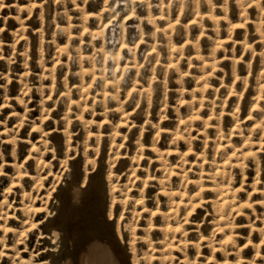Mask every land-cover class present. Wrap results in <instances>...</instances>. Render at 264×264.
<instances>
[{
    "label": "clouds",
    "instance_id": "1",
    "mask_svg": "<svg viewBox=\"0 0 264 264\" xmlns=\"http://www.w3.org/2000/svg\"><path fill=\"white\" fill-rule=\"evenodd\" d=\"M89 5L94 11L88 10ZM3 7L11 6L0 0ZM16 7L19 14L12 18L20 28L12 33L8 72H0L4 81L0 83V115L5 108L11 109L0 120L4 129L0 135L8 136L7 141L0 140V161L4 160V143L12 145L14 159H18L19 144L32 143L31 132L29 139H20L21 128L39 132L41 139L38 147L29 149V158L37 161L33 177L37 195L23 193L30 203L24 205L27 219L22 221V230L6 227V196L11 188L0 201V220L5 221L0 226L4 230L0 260L9 256L12 264H20L15 255L18 246L24 244L26 251L28 233L39 231L35 214L47 210L48 200L39 195L43 181L53 176L52 187L47 189L51 192L65 171L70 180L68 161L81 150L86 165L95 171L107 139L111 150L100 161L97 192L102 202L107 201L108 217L115 219L131 264H264V211H257V205L264 209V0H29L26 7L18 3ZM35 9H39L40 24L34 30L36 63L41 70L37 74L30 68L31 42L24 35L28 31L25 21ZM24 12L26 18H22ZM0 19L6 23L8 18ZM237 29L242 30L241 39L235 38ZM61 38L67 41L63 46L58 42ZM21 39L24 51L18 53ZM202 41H207L206 47ZM229 42L231 48L225 46ZM3 46L0 39V59H5ZM18 55L23 57L25 71L18 76L19 94L13 97L9 85ZM225 60L230 62L227 68ZM30 75H36L35 82ZM33 94L39 97L35 109L29 107ZM13 100L23 113L16 111ZM57 109L62 110L59 119L53 120L52 131L63 133L65 147L61 168L53 173L52 162L42 160L49 152L57 159L56 145L48 139L51 133L44 130V122ZM34 110L40 112L39 124L29 118ZM97 115L104 119L97 121ZM12 118L16 123L9 128ZM73 125L83 132L75 145L72 137L79 133L72 131ZM121 127L127 132L121 133ZM133 129L137 130L136 152L127 156L132 164L127 172L117 173L123 144L114 142L117 138L127 141ZM145 134L150 144L144 143ZM145 150L154 155H144ZM142 160L148 165L143 166ZM153 164L158 165L155 170ZM12 166L15 175L10 179L19 183L28 170L20 163ZM4 167L0 163V175H6ZM37 199L42 209L33 207ZM198 209L205 214L199 221L193 218ZM238 217L246 222L238 223ZM206 222L211 229L208 235L202 231ZM242 229H247V235ZM9 231L14 233L12 255ZM156 232L160 236L154 238ZM253 234L258 242L253 241ZM42 237L43 233L37 236V244ZM48 239L55 245L60 234L54 231ZM249 247L254 254L246 259ZM204 248L210 256L203 254ZM217 252L222 259L216 258Z\"/></svg>",
    "mask_w": 264,
    "mask_h": 264
},
{
    "label": "rangeland",
    "instance_id": "2",
    "mask_svg": "<svg viewBox=\"0 0 264 264\" xmlns=\"http://www.w3.org/2000/svg\"><path fill=\"white\" fill-rule=\"evenodd\" d=\"M28 2L29 0H5V4L10 5L11 7H3L2 9H0V17L8 18L6 23L4 19H0V28L4 29L3 33H0V39H2L4 42L3 54L5 57V59H0V72H5L6 74L8 72L7 57H9L12 54V49L9 47V45H11L14 41V37L12 33L16 32L20 28L19 23L12 18L19 14L17 12L16 5L18 3L21 7H26L28 5ZM88 10L90 12L94 11L91 5H89ZM38 12L39 9H35L32 18L26 19L25 22L28 27V31L24 33V35L31 42L30 45L31 59L29 65L32 70V73L34 74L40 73L41 71L36 63L38 59V37L34 32L35 29L40 27V24L36 19V14ZM21 15L22 18H26L28 16V13L24 12ZM73 15H75V13H73ZM73 22L75 23L77 21L74 20ZM92 23L93 22L90 21V24ZM241 33L242 30L237 29L235 38L241 39L242 38ZM47 38L48 37L46 36V39ZM58 42L63 46L67 41L66 39L61 38L58 40ZM202 44L206 47L207 41H202ZM24 46H25V40L21 39L19 43L16 45V51L18 53L23 52ZM225 46L228 48L232 47L230 42ZM239 47L240 46L237 45V49H239ZM256 47H257V51H259L260 46L257 45ZM54 52L55 49H53V54ZM223 55H224L223 52L218 53V56L220 57H222ZM238 55H239V51H238ZM248 58L249 57L245 55V59L247 60ZM258 59L259 58L257 57V60ZM229 63H230L229 61L225 60L223 61V66L227 68ZM51 66H52L51 64L48 65V67ZM241 67H243V65H241ZM12 70L14 75L12 77V82L9 85V95L15 97L19 94V88H20L18 76L23 75L25 71V69L23 68L22 56L18 55L16 57V63L12 65ZM217 75H221V74L217 72ZM29 79L35 82L36 75H30ZM0 83H4V81L0 80ZM45 83L46 84L51 83V81L46 80ZM214 83L216 82L214 81ZM38 99L39 97L33 94V102L29 105V107L35 109L36 100ZM12 104L16 108V111L23 113L24 109L18 104H16L15 100L12 101ZM51 106H52L51 103H49V107ZM61 110L62 109H57V111L52 112L51 114L52 119H49L44 122V130L46 132L51 133L48 139L52 142V144L56 145L57 159L53 160L52 153L49 152L43 155L42 160L45 162L47 161L52 162L53 173L59 172L61 168V161L64 160L65 141H64L63 133L52 131V129L56 127L53 120L59 119ZM10 111L11 109L5 108L4 114L0 115V120L4 119V117L7 116ZM39 116H40L39 110H34L30 113L29 118L35 119L37 124H39L40 123ZM85 118L91 119V117L87 113H85ZM95 119L97 121H102L104 117L97 115ZM137 122L139 123L140 121L137 120ZM15 123H16L15 118L10 119L8 122V127L12 128ZM165 126L167 127L168 125L166 124ZM60 127L63 128V125H61ZM72 131L79 133L78 135L72 137V144L75 145L78 140H81L83 138V132H80L75 125H73ZM93 131H96V129L93 128ZM104 131L105 132L108 131L107 124L104 125ZM3 132H4L3 126H0V133ZM29 132H31L30 139L32 143L19 144L18 159H14L10 154L12 145L9 143L3 144L4 160L0 161V163L5 164L3 171L4 173H6V175H0V201L5 199V195L3 194L6 193V191L9 188H11V192L7 193L6 199L8 201V204L5 206V210L8 212L6 227L9 229L22 230L24 227V225H22V221H25L27 217L25 216L23 209H24V205L30 202L25 199L23 193L32 192L33 196L37 195V193L33 191L37 183V181L33 179V177L37 176V161L29 158V149H31L33 145L37 147L39 146L41 134L39 132L32 131L30 128L25 126L24 128L20 129V139L21 140L29 139ZM120 132L121 133L127 132V128L121 127ZM136 132L137 130L133 129L132 133L128 136L127 141L122 142L119 138H117V140L114 142V143L123 144V146L119 150L121 153V159L119 160L115 168V171L117 173L127 172L132 164V161L127 159V156L134 155L136 152V147L134 143ZM7 139H8L7 135H0V140L7 141ZM144 143L146 145L150 144V136L148 134H145ZM164 147L165 145L162 140L161 148ZM110 150H111V146L109 145L107 139H105L101 145L100 161L106 159ZM72 155L75 157V159L69 160L67 165L68 169H70L72 172V178L70 180L67 178L68 172L65 171L64 177L60 180L59 183L55 185L54 189L51 192H48L47 189L52 187L53 176L49 175L47 179L43 181V188L40 189L39 195L48 197L47 210H40L36 212L35 221L39 222V231L33 229L31 232L28 233L27 250L26 251L24 250L25 248L24 244H20L18 246L20 250L15 255L17 260L20 262V264H29V262L33 260H34V264H62L63 256L66 254V252L69 249L71 250L74 247H77L79 240L82 239V236L85 233L86 227H95V228L97 227L100 229L106 223L111 222L114 226L115 233H117L115 226V219L110 220L108 217L107 201L105 200L102 202L100 196L98 195L97 189L96 190L94 189V183L95 182L98 183L102 171V165L100 161H98L96 170L93 171L90 165H86L82 150L79 155H77L76 153H72ZM144 155L153 156L154 154L151 151L145 150ZM173 159L175 158L173 157ZM16 163L23 164L24 167L27 168L28 170V175L24 176L23 179L19 181V183L10 179V177L15 175V169L13 168L12 165ZM141 164L143 166H147L148 161L142 160ZM157 167H158L157 164L152 165L153 170H155ZM44 171L47 172V168H45ZM137 175L143 176L144 173L138 172ZM157 175H159L158 172ZM251 175L252 174H250V176ZM82 177H84V179ZM173 179H175V177H173ZM76 180L79 183L80 182L83 183L81 184V186L83 187V197L81 198V202L79 201L78 203L74 202V198L72 197L73 189L71 187L72 183H74ZM122 180L126 181L127 176H122ZM137 183L139 184V181H137ZM21 185H23V187H21ZM258 198H259L258 196L253 197V199H258ZM33 207L37 209H42L43 205L41 204V201L37 199ZM246 211L248 210L246 209ZM257 211L258 212L264 211V209H261L260 206L257 205ZM75 214H76V218H73ZM204 215L205 214L203 210L198 209L197 214L193 218L199 221L203 219ZM208 220L210 221L211 217H209ZM237 222L240 223L246 221H242V218L238 217ZM141 223L143 224V221H141ZM76 224H78L81 229V232L78 236L74 235V231L72 229ZM4 225H5V221L0 220V226H4ZM259 226H260V222L257 221V227ZM205 229H202V231L205 232V235H208L211 229H210V225L207 222L205 223ZM54 231L60 234V239L59 241H57L55 245L52 243L50 239H48V237H50L52 232ZM240 231L244 235H247V229H242ZM40 233H43V237L40 239L39 244H37L36 243L37 236L40 235ZM3 235H4L3 227H0V236ZM13 235L14 233L12 231H9L7 233L9 255H12L11 245L13 243ZM30 235L32 236V238L30 237ZM159 236L160 234L158 232L154 233V238H157ZM71 241H72V245H70ZM253 241L258 242L257 234H253ZM125 249L127 251L126 247ZM37 253L38 255H36ZM127 254H128L129 264H131V255L128 251ZM175 254L181 255L180 253H175ZM203 254L206 256L211 255L208 248L203 249ZM253 254H254V250L252 248L249 247L245 249L246 259H250ZM190 255H192L191 251H190ZM216 258L218 260L222 259L220 252L216 253ZM229 259H232V257H230ZM0 264H12V262L9 259V256H5L2 260H0Z\"/></svg>",
    "mask_w": 264,
    "mask_h": 264
},
{
    "label": "bare ground",
    "instance_id": "3",
    "mask_svg": "<svg viewBox=\"0 0 264 264\" xmlns=\"http://www.w3.org/2000/svg\"><path fill=\"white\" fill-rule=\"evenodd\" d=\"M84 177L82 178L84 179ZM77 180L71 186L72 189L78 188L80 190L79 192L72 191L75 203L81 202L83 197V187L81 186L83 183H79ZM97 184L94 183L95 190ZM73 218H76V214ZM72 229L75 236H78L81 232L78 224ZM30 237L32 238L31 235ZM70 245H72V241ZM62 264H129V259L125 247H122L119 234L115 233L113 224L108 222L100 229L86 227L77 247L69 249L63 256Z\"/></svg>",
    "mask_w": 264,
    "mask_h": 264
}]
</instances>
